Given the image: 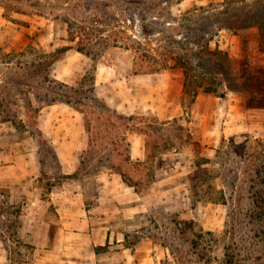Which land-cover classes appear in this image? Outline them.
Returning <instances> with one entry per match:
<instances>
[{
	"label": "rangeland",
	"instance_id": "rangeland-1",
	"mask_svg": "<svg viewBox=\"0 0 264 264\" xmlns=\"http://www.w3.org/2000/svg\"><path fill=\"white\" fill-rule=\"evenodd\" d=\"M0 1L7 6L5 10L0 3V131L8 132L10 144L22 141L31 149L35 140L29 129H36L34 138L41 140V170L36 178L41 193L51 183L72 178L93 194L97 187L94 166L101 159L114 165L108 170H122L131 181L138 180L146 190H154L152 209L130 219L125 241L134 244L132 250L141 245L138 251L147 259L145 264H264V240L259 235L264 224L253 217L264 212V198H258L256 192L261 176L255 174L264 157L259 154L264 136L253 132L215 135L211 144H203L193 138L182 116L180 121L162 126L152 112L128 114L116 110L105 97L110 93L106 88L109 79L120 82L149 63L151 67L163 65L162 71L183 81L186 109L198 93L206 92L204 86L216 89L206 93L219 97L217 108L234 95L245 97L247 106L257 107L250 99V89L264 84V0ZM13 5L25 8L29 16L19 18L10 11ZM72 32L78 34L76 39L83 38V43L91 41L95 59L77 50L75 41L70 40ZM208 39L209 48L218 47L224 54H204L208 66L222 70L216 80L198 64ZM30 45L51 53V75L84 94L89 81L77 82L95 67V91L111 109L99 107L79 91L74 95L81 99L80 109L60 103L47 105L39 113L28 110L19 92L25 72L15 62L2 61L6 53ZM185 71L190 79L184 85ZM59 116L65 117L64 132L70 125L65 137L70 163L78 164L75 168L64 166L56 149L49 146L50 138H55L50 126L60 123ZM40 127L51 136H44ZM137 130L148 133L154 157L147 164L145 160L125 161L130 136ZM176 156L182 159L179 167L172 164ZM168 164L172 166L166 168ZM166 171L172 176L163 185L151 182ZM16 209L0 201V230L8 229ZM5 234L10 233L0 232L2 239ZM10 239L20 249V263L31 261L34 250L24 242L30 236L11 232ZM150 253L155 255L150 257ZM110 261L108 264H114Z\"/></svg>",
	"mask_w": 264,
	"mask_h": 264
},
{
	"label": "crops",
	"instance_id": "crops-1",
	"mask_svg": "<svg viewBox=\"0 0 264 264\" xmlns=\"http://www.w3.org/2000/svg\"><path fill=\"white\" fill-rule=\"evenodd\" d=\"M16 14L19 18L29 16ZM106 88L110 93L105 97L116 110L128 114L152 112L156 122L162 126H168L176 119L180 121L182 116L193 138L203 144H211L215 135L228 137L253 132L254 136H264V108L247 106L245 97L240 95L224 99V104L222 102L217 108L219 97L200 92L186 109L183 81L174 80L168 71L133 72L120 82L109 79ZM58 118L60 123L50 126L51 135L52 132L55 134L50 142L64 166L75 168L78 164L73 160L70 163L65 137L70 132V125L64 127V132L65 117ZM41 128L42 134L48 136ZM147 135V132L135 131L130 136L132 160L146 159ZM32 138L35 145L29 149L22 141L10 144L8 132L0 131V201L17 206L8 229L0 230L1 233H10L4 235L7 240L0 236V264H108L109 260L114 264H145L147 259L143 260L138 251L142 249L141 245L132 250L133 247L125 243V234L130 230L132 217L152 209L154 190L140 193L126 183L120 173L105 169L97 173V187L93 194L84 189L82 182L72 178L51 183L41 193V185L36 181L41 170L38 159L40 146L37 137L32 135ZM215 146L213 143L212 149ZM172 150L176 151V148ZM173 159V165L181 166L180 157ZM169 165L172 166L168 164L166 168ZM164 168L163 165L161 169ZM70 173L72 170L68 171ZM171 176L166 171L152 182L163 185ZM11 232L30 236L24 242L34 250L31 261L20 263L22 257L17 252L20 249L10 239ZM22 246L27 247L26 243ZM104 246L108 249H103ZM104 253L109 254L103 256ZM153 255L150 253L149 256ZM106 258L109 259L104 262Z\"/></svg>",
	"mask_w": 264,
	"mask_h": 264
},
{
	"label": "trees",
	"instance_id": "trees-1",
	"mask_svg": "<svg viewBox=\"0 0 264 264\" xmlns=\"http://www.w3.org/2000/svg\"><path fill=\"white\" fill-rule=\"evenodd\" d=\"M0 3L2 7L6 10L7 9L6 4L3 3L2 1H0ZM10 11L18 12V13H25V14L27 12V10L20 5H15V6L13 5L12 7H10ZM3 15L8 16L7 12H4ZM70 34H71L70 40L75 41L77 50L95 59L96 54L93 48L91 47L92 46L91 41L83 43V38L82 40L76 39L78 37L77 33L72 32ZM87 40H89V38H87ZM210 40L211 39H208L206 48L200 51L198 64L200 68L205 70L206 73H209V74L213 73L214 75L212 76L211 79L216 80L217 79L216 74H218L222 70L220 69L219 66H214V67L212 65L208 66L207 65L208 58L204 57V54L215 56V55H218V53L222 54V52L218 49V47L214 49L209 48L208 43L210 42ZM114 46H117V44H114ZM50 57H51V53L44 52L30 45L22 51L6 53L5 54L6 59H4L2 62L6 64H11L15 62L16 65H18V67L21 68L23 72H25V80L21 82L22 87H20L19 92L23 96L22 98L24 99L26 103L25 107L26 108L28 107V110H32V112L34 113H39L43 107L47 105L57 104V103H65L71 107H74L75 109H80L79 102L81 101V99L79 97H76L74 94L77 92L83 93V91L76 88V86L70 85L64 81L59 80L54 75H51L50 66L52 65L53 61ZM94 68L95 67H93L92 70H87L77 82L78 85H82L84 81L86 80L89 81V88L86 89L85 94L84 93L82 94V97L91 99L101 108L105 107L107 109H111L110 105L106 102V100L99 97V95L95 91V73H94L95 69ZM162 69H164L163 65H154L151 67L148 63L143 70L135 69L134 73L159 72ZM189 74H190L189 72L185 71L184 85L186 84V81L190 79ZM252 77L255 78V76H252ZM199 86L201 87L202 85H199ZM203 89L206 92H211V91L216 92V89L214 88L211 89L209 86H204ZM250 92H251L250 99L252 101V104H254L257 107L264 108V84H261V82L258 83L257 86L250 89ZM195 94H196V91L193 93V95ZM193 100L194 99L192 98V101ZM34 103H36V106L32 107ZM113 111H116V110L113 109ZM129 116L130 118H133L134 115H129ZM34 130L36 129H29L30 133L33 136H35V132H36ZM137 131L146 132L144 130H137ZM37 142L39 146H41L40 138H37ZM261 144H264V143L261 142ZM128 145H130V142H128ZM49 146L53 148V145H51L50 143H49ZM151 150L152 149L149 145V141H147V156L145 159L146 162L144 161L146 164L147 162L151 161L152 157H154V154H152ZM129 151H130V147H129ZM263 153H264V148L262 147L259 151L260 156ZM125 159H126L125 161L127 162H130V163L133 162V160L130 158L129 153L126 155ZM102 161L103 160L100 159L98 161V163L100 162V164H96L94 166L96 168L95 173L100 172L101 168L113 169L114 167L113 164L111 163L106 164L105 161H103L102 163ZM261 161L262 163L260 167L255 169V174L261 176V178L259 179V185L261 187H259L256 190L258 194V198H261V197L264 198V157L262 158ZM136 162L144 163L143 161H139V160ZM114 171L120 173L123 180L129 185L134 186L136 191L140 193L147 191L146 189H148V187H143L142 182L138 180L131 181L130 179L127 178L124 171L117 170V169ZM253 217L257 219H261L262 223L264 224V212L261 211L259 213H256L253 215ZM250 220H253L251 215H250ZM259 235H260V238L264 240V228L262 231L259 232ZM127 236L128 234H125L126 240H127ZM126 245L129 247L134 246V244L132 243H126Z\"/></svg>",
	"mask_w": 264,
	"mask_h": 264
}]
</instances>
